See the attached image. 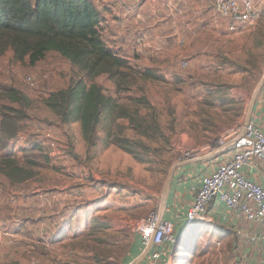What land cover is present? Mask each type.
<instances>
[{"label":"rangeland","instance_id":"obj_1","mask_svg":"<svg viewBox=\"0 0 264 264\" xmlns=\"http://www.w3.org/2000/svg\"><path fill=\"white\" fill-rule=\"evenodd\" d=\"M252 1L255 18L230 32L213 13L211 0H94L107 45L166 79L148 84L147 96L160 125H173L177 133L169 144L159 136L145 139L143 161L105 145L107 122L99 126L95 146L87 145L78 123H62L43 105L52 90L81 77L67 60L54 52L34 65L15 61L10 51L0 56V87L13 86L32 101L18 133L22 138L10 139L6 150L19 161L28 155L38 162L35 177L25 182L11 185L0 176V264H128L124 256L135 222L163 210L169 168L178 163L176 171L187 163L191 147H204L244 123L264 73V0ZM95 82L113 93L106 76ZM218 85L226 87L224 95L234 103L208 104L210 90L216 92ZM5 104L0 98V108ZM126 134L133 136L131 130ZM4 187H15V194L8 197ZM96 219L109 228L90 234ZM228 226L215 218L194 222L174 250L175 263L235 264V236L231 228L225 234ZM77 232L82 235L72 247L68 238Z\"/></svg>","mask_w":264,"mask_h":264},{"label":"trees","instance_id":"obj_2","mask_svg":"<svg viewBox=\"0 0 264 264\" xmlns=\"http://www.w3.org/2000/svg\"><path fill=\"white\" fill-rule=\"evenodd\" d=\"M102 22L94 0H0V56L10 51L15 61L22 63L27 59L34 65L47 53L54 52L67 60L82 73L81 77L52 90L42 101L43 105L62 123H78L87 145L95 146L98 128L103 121L104 125L107 122L105 145H115L143 161L141 150L148 149L145 139L159 136L169 144L177 133L173 125H160L159 114L147 96L148 84L166 79L151 68H139L109 47L102 35ZM100 76H106L113 83V93L106 94L95 82ZM225 92L223 85H218L216 92L210 90L208 104L234 103L225 97ZM0 98L9 103L0 108V176L7 184L14 185L36 175L37 161L28 155L19 161L6 150L8 141L22 130L32 101L8 85L0 87ZM127 130L132 131V137L126 134ZM30 150L23 149L26 153ZM45 160L48 162L49 158ZM93 222L98 224L90 226V234L109 228L97 219ZM81 235L80 232L73 234L68 243L74 247ZM96 239L102 241L100 237ZM235 240L241 243L237 236ZM102 253L99 250L97 255ZM108 253L111 254L110 249Z\"/></svg>","mask_w":264,"mask_h":264},{"label":"built area","instance_id":"obj_3","mask_svg":"<svg viewBox=\"0 0 264 264\" xmlns=\"http://www.w3.org/2000/svg\"><path fill=\"white\" fill-rule=\"evenodd\" d=\"M211 5L213 13L226 21L230 32H237L256 16L252 0H211ZM27 81L33 85L31 77H27ZM47 136L49 133L44 138ZM190 153L193 156L185 161L187 163L208 160L185 212L186 229L196 221L213 223L207 209L210 203L219 200L230 215L241 217L259 228L255 242L261 244L264 251V182L253 181L244 173L256 161L264 160V129L249 121L241 128L228 129L204 147H191L186 155ZM134 228L144 247L148 248V264H176L174 250L184 234H176L174 221L167 218L163 210H153L140 217ZM217 245H220L218 241Z\"/></svg>","mask_w":264,"mask_h":264},{"label":"crops","instance_id":"obj_4","mask_svg":"<svg viewBox=\"0 0 264 264\" xmlns=\"http://www.w3.org/2000/svg\"><path fill=\"white\" fill-rule=\"evenodd\" d=\"M262 87L253 103L249 121L264 129V87ZM215 157L212 161L215 160ZM207 160L208 159L205 158L193 163H183L173 173L170 188L162 209L163 214L174 221L176 234H184L185 230H187L184 223L185 212L193 200L196 188L198 187L201 170L205 168ZM244 173L249 179L258 183H263L264 160L256 161L252 167L246 168ZM191 177L195 180L193 183ZM14 189L15 187H4V192L10 197V195L12 196L15 194ZM207 210L213 217V221L215 218L217 221H221L223 225L224 223L230 225L225 228V234L229 232L231 228L232 233L234 236H237L238 240H241V243L243 240L242 245L238 243L237 240L233 243L232 249H236V252H234L235 264H264L263 246L255 242V235L259 228L254 223H247L241 217L236 218L234 215H230L226 207L219 200L210 203ZM16 235L17 234L12 233V237ZM144 249L145 247L138 233L134 231L131 244L124 259L128 260L129 264L139 258ZM146 256L138 264H148Z\"/></svg>","mask_w":264,"mask_h":264},{"label":"water","instance_id":"obj_5","mask_svg":"<svg viewBox=\"0 0 264 264\" xmlns=\"http://www.w3.org/2000/svg\"><path fill=\"white\" fill-rule=\"evenodd\" d=\"M264 83V73L262 75V77L260 78L258 84L256 85V88L254 89V92L252 94V97L250 99V103L248 105V109H247V113L245 115V118H244V125H246L248 122H249V118H250V113H251V109H252V106H253V103L262 87ZM178 165V163L172 165V167L169 168L168 172H167V175H166V178L164 180V183H163V186H162V199H161V208H163V205H164V202L166 200V196L168 194V191H169V188H170V184H171V180H172V176H173V173H174V169L175 167ZM147 250L148 248L146 247L144 249V251L142 252V254L140 255L139 258L135 259L134 261H132L131 263L129 264H138L145 256H146V253H147Z\"/></svg>","mask_w":264,"mask_h":264}]
</instances>
